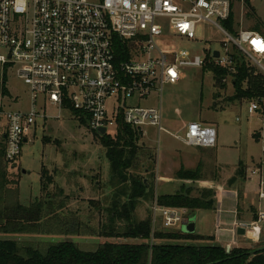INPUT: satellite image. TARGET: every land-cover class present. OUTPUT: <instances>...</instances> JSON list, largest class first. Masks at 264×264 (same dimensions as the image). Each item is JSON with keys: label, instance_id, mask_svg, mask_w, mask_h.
Here are the masks:
<instances>
[{"label": "built area", "instance_id": "1", "mask_svg": "<svg viewBox=\"0 0 264 264\" xmlns=\"http://www.w3.org/2000/svg\"><path fill=\"white\" fill-rule=\"evenodd\" d=\"M232 12L229 0H0V64L4 70L16 68L31 97L26 112L0 104L6 161L14 165L38 121L53 118L46 114L49 108L58 111L57 119L64 112L79 114L73 113L87 121L92 133L105 130L101 137L116 139L121 127L128 126L152 152H160L163 134L189 147L215 148L214 126L192 122L185 135L167 130L161 98L164 88L178 84L188 68L224 70L225 84L239 73L242 60L264 71V36L256 31L231 33L225 23ZM200 23L211 24L226 37L222 51H208L205 60L187 51L161 50L155 42L167 26L195 40ZM119 40L130 47L121 59ZM151 99L155 105H146ZM244 100L249 115L263 122L255 134L262 159L251 174L260 177L259 198L264 200V93ZM151 212L153 233L158 221L163 229L175 231L191 219L188 209L160 206L157 200ZM244 227L253 235L260 231L254 224Z\"/></svg>", "mask_w": 264, "mask_h": 264}, {"label": "rangeland", "instance_id": "2", "mask_svg": "<svg viewBox=\"0 0 264 264\" xmlns=\"http://www.w3.org/2000/svg\"><path fill=\"white\" fill-rule=\"evenodd\" d=\"M250 4L251 8H247L245 0L234 1V29L239 32L253 31L254 28H258V32L264 36V0H250ZM165 29L164 35L155 38L161 50L187 51L193 57H200L202 60L206 59L210 50L222 51V42L226 41V37L208 23L197 25L195 40L180 37L168 26ZM0 54L3 52L0 51ZM251 68L254 73L258 71L264 76L261 68L254 69L252 66ZM4 75L7 77L6 86L9 95L0 94V104L10 110L28 111L31 107L29 88L18 79L16 68L4 70L0 64V86ZM232 82L229 78L226 86L220 88L212 72L188 68L183 71L182 80L178 84L164 88L161 98L163 125L173 134L185 135V127L188 124L202 120L212 121L217 130L218 138L215 148L189 147L163 134L160 152H152L156 158L154 172L157 197L183 191L199 202H210L209 210L188 209L191 218L195 215V236L203 238L211 237L208 235L215 233L216 211L222 213L227 211L224 216L228 217L233 216L230 212L233 210L246 213L253 221L259 220L258 212L264 213V200L259 198L260 177L251 174L262 159V144L255 134L262 129L263 122L260 117L249 115L248 105L244 99H234L235 89ZM244 88L246 89V86ZM46 114L53 118L46 123L38 121L33 135L24 144L22 154L14 164L15 169L11 173L12 180L21 179L18 188L25 192V197H28L30 191L37 196L36 192L41 190L42 184H45L46 195L42 189V193L38 195L41 200L45 199L44 196L47 197L48 194H58L61 188L69 196H76L79 199L72 200L69 206L70 211L66 215L70 218H79L81 223L89 224L97 232L106 221L96 207L90 204L92 198H96L90 179L97 180L100 176L102 182L105 183L110 175V164L106 156L107 150L101 142L102 137L92 133L87 121L85 119L79 121L73 113L64 112L57 119L58 111L49 108ZM82 120L86 125H83ZM151 131L152 136L156 138L157 132ZM3 132V127H0V141L3 139ZM111 134L114 135V131L110 130L109 135ZM107 139L115 140L114 138ZM238 170H243V174L234 185L230 186L229 181L236 176ZM25 171L26 174H24ZM179 172L193 173L197 180L179 179ZM49 178L51 185L48 184ZM162 180L164 183H159ZM28 198L31 199V197ZM25 199L23 197V203ZM45 203L52 204L53 208H56L54 201ZM151 205L152 203H142L136 211V217L140 220L153 218ZM260 225L264 227V221ZM156 227V231L170 234L181 231V228L175 231L165 230L159 221ZM221 234H223L222 231H217L220 237L218 242H216V237H211L214 241L182 240L180 243L194 246H222L221 244L227 241L228 236L223 235L221 238ZM4 238L6 237L0 236V239ZM247 240L246 243L236 247L253 250L263 248L264 231L263 234H259V238L250 233ZM68 241L92 246L102 240L83 235L75 237L35 236L31 240L24 238L20 242ZM128 242L140 244L142 240Z\"/></svg>", "mask_w": 264, "mask_h": 264}, {"label": "trees", "instance_id": "3", "mask_svg": "<svg viewBox=\"0 0 264 264\" xmlns=\"http://www.w3.org/2000/svg\"><path fill=\"white\" fill-rule=\"evenodd\" d=\"M229 1L233 7L235 0ZM245 3L247 8H251L250 0H245ZM225 26L231 33H235L234 12ZM253 31L258 32L259 29L254 28ZM129 48L122 41H117L118 58L126 55ZM210 71L215 76L216 84L220 88L225 87L227 72L214 66H210ZM6 81L4 75L0 86V94L4 96L9 95ZM233 85L234 99H251L264 93V76L254 73L253 68L242 60ZM82 122L86 125L84 120ZM107 138L111 137H102L101 142L107 150L110 175L105 183L100 176L97 180L90 179L92 191L96 195L90 204L96 207L106 221L97 232L89 224L81 223L79 218L66 215L70 211L69 201L76 196H69L62 188H59L58 194H48L44 196L45 199L29 207L23 205L19 198V179L12 180L11 177L15 165L6 161L5 145L3 141L0 142V235H83L102 240L97 245L89 246L71 241L30 243L0 239V264H264V247L261 250L234 247L227 252L223 246L180 243L182 240L214 241L211 237L203 238L182 231L153 233L152 218L140 220L136 217V211L142 203L157 200L160 206L189 210H209L211 204L199 202L183 191L157 197L154 172L156 158L151 148L140 144L137 133L128 126L121 127L115 140ZM242 174L243 170H238L229 185H234ZM193 175L190 172H179L178 178L197 180ZM50 181L49 178L48 184ZM42 186L46 195L45 184ZM47 201H54L56 208L52 204L47 205ZM154 239L159 241L154 242ZM138 240H142V243L128 242Z\"/></svg>", "mask_w": 264, "mask_h": 264}, {"label": "crops", "instance_id": "4", "mask_svg": "<svg viewBox=\"0 0 264 264\" xmlns=\"http://www.w3.org/2000/svg\"><path fill=\"white\" fill-rule=\"evenodd\" d=\"M155 103H156L155 99H151L148 102H146V105H155ZM200 123L214 126V123L212 121H208V120H202ZM2 138L3 139L1 141L4 142V135H2ZM169 158H170V154H169ZM24 174H26V171L24 172ZM159 183L162 184V183H164V181L163 180L159 181ZM27 192H29V191H27ZM36 193H37V196H34L33 192L30 191L28 193V197H31V199H30L28 197H25L26 195L24 196L25 192H23V190L20 188V190H19L20 202L23 205L29 207L30 205H32L36 201L40 200V198H38V195L42 193V186H41V190H39V192L37 191ZM23 197L26 198L25 199V203H23L24 202ZM28 199H29V201H28ZM77 199H79V198L75 197V198L71 199L69 201V204H71L72 200H77ZM229 200H230V198H229ZM258 210L260 211V209H258ZM230 212L233 214L232 217L224 216V215L227 214V211H225L223 213L221 211H218V212L216 211L215 212V214H216L215 233L208 235V236H211V237H216V242H218L220 240V237H218L217 231L218 232L222 231L223 234H221V238L223 237V235H227L228 236V237L226 236L227 237V241L226 242L223 241V243L221 244L223 247L227 248V246L230 245L232 248H234V247H236L239 244H243L244 242L246 243L248 241L247 239L249 238V234L251 232H247L246 236H239L238 235L239 228H241L242 226H245V225H250V224L253 225L254 224V226L260 228V233L263 234V231H264L263 228L264 227H261L260 224L264 220L260 219V212H258L259 213L258 214V218H259L258 221H253V219H251L250 215H247L246 213H239V212L234 211V210L230 211ZM193 217L195 218V215ZM259 234L256 235V236L254 235V236L259 238ZM0 236H5L6 238H4V239L21 241L24 238H26L28 240L29 239L31 240L32 238H34L35 236H38V235H35V234L34 235L33 234H24V235H16V236L15 235H8V236L7 235H0Z\"/></svg>", "mask_w": 264, "mask_h": 264}, {"label": "water", "instance_id": "5", "mask_svg": "<svg viewBox=\"0 0 264 264\" xmlns=\"http://www.w3.org/2000/svg\"><path fill=\"white\" fill-rule=\"evenodd\" d=\"M219 56V53L218 52H215V57H218ZM100 136H104L105 135V130H100L99 133H98ZM195 218H191L189 222H185L184 225L182 226L181 228V231L184 233V234H189V235H192V234H195V231H196V224H195ZM250 229H247L245 228L244 226H242L241 228H239L238 230V235L239 236H246V233L249 232ZM260 233L259 230L255 229L254 230V235H258ZM261 250V249H259ZM258 250V251H259Z\"/></svg>", "mask_w": 264, "mask_h": 264}]
</instances>
